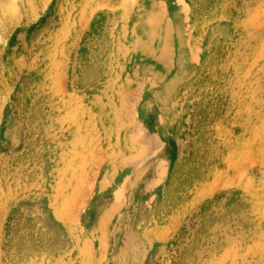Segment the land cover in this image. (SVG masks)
<instances>
[{
  "label": "rangeland",
  "instance_id": "rangeland-1",
  "mask_svg": "<svg viewBox=\"0 0 264 264\" xmlns=\"http://www.w3.org/2000/svg\"><path fill=\"white\" fill-rule=\"evenodd\" d=\"M0 264H264V0H0Z\"/></svg>",
  "mask_w": 264,
  "mask_h": 264
}]
</instances>
